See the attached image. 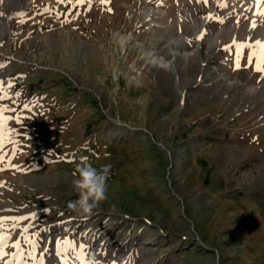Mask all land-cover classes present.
<instances>
[{
	"label": "rangeland",
	"instance_id": "rangeland-1",
	"mask_svg": "<svg viewBox=\"0 0 264 264\" xmlns=\"http://www.w3.org/2000/svg\"><path fill=\"white\" fill-rule=\"evenodd\" d=\"M249 1L215 19L210 0H0V264H264V72L235 46L264 42ZM21 11L26 30L8 22ZM85 158L111 165L90 215L67 208Z\"/></svg>",
	"mask_w": 264,
	"mask_h": 264
},
{
	"label": "clouds",
	"instance_id": "clouds-1",
	"mask_svg": "<svg viewBox=\"0 0 264 264\" xmlns=\"http://www.w3.org/2000/svg\"><path fill=\"white\" fill-rule=\"evenodd\" d=\"M111 165L94 167L85 158L77 167L73 180L76 199L67 203V208L81 215H90L94 208L107 198V181ZM86 264H100L94 255H89Z\"/></svg>",
	"mask_w": 264,
	"mask_h": 264
},
{
	"label": "snow or ice",
	"instance_id": "snow-or-ice-1",
	"mask_svg": "<svg viewBox=\"0 0 264 264\" xmlns=\"http://www.w3.org/2000/svg\"><path fill=\"white\" fill-rule=\"evenodd\" d=\"M84 0H77V3H83ZM103 2V0H102ZM205 3H207V0H205ZM258 4L261 5L260 6V10L258 11V15H262L264 16V0H258ZM223 6V5H222ZM20 15H23L22 13ZM253 26H255V22H253ZM235 44V42H234ZM238 48H253L255 47L256 49L259 50V52H253L252 55H250L248 57L249 61L252 62L253 58L255 57V68L258 72H264V42H260V41H256L255 45H251V44H237L235 45ZM239 55L237 56V60H236V67L239 68L240 67V63H239ZM0 67H3V65H0ZM9 87H11V84H9ZM0 93H3V95H0V100L2 99H7V92L4 89V87L2 86V82H0ZM12 111V109L8 108V107H4V106H0V149L3 148L4 143H5V138L7 136L10 135V130L7 128V122L9 119H11V117L5 116L4 114L6 112ZM17 119H19V117H17ZM15 151V149L13 150ZM4 159V157L2 155H0V162H2ZM22 219H28V217H19V218H13L12 219V223L13 226H15L19 220ZM7 222L6 218H0V227H2L5 223ZM25 232H27V229H24ZM9 237L7 235H0V256H3L4 253L2 251L4 245V241H6ZM14 247L19 248L20 245L17 243L16 245H14ZM33 247H35V245H33ZM56 247L58 249V251H64L66 249H73L75 250V246L71 241H57L56 242ZM19 255V253L17 254ZM31 255V254H30ZM83 256V250L81 247V250L77 253V259H82ZM37 264H43V259H40Z\"/></svg>",
	"mask_w": 264,
	"mask_h": 264
},
{
	"label": "bare ground",
	"instance_id": "bare-ground-1",
	"mask_svg": "<svg viewBox=\"0 0 264 264\" xmlns=\"http://www.w3.org/2000/svg\"><path fill=\"white\" fill-rule=\"evenodd\" d=\"M235 1L236 0H230V6H232L231 8H233V4L235 3ZM229 3V2H228ZM250 1L249 0H246V5L247 6H250ZM246 5L245 6H242L240 9L241 10H243V9H245V10H247L248 9V7H246ZM254 5V4H253ZM238 6V5H237ZM259 6H261V5H259ZM258 6V7H259ZM252 7V6H251ZM238 8V7H237ZM155 9H159L160 10V12H164V9H163V7H161V6H152L151 7V12H154V10ZM181 11L182 12H185V13H187L188 11H187V9H183V8H181ZM210 11H212V12H214V18L215 19H219V18H221L222 16H223V13L221 12V5H220V0H210ZM236 11V10H235ZM233 12V11H232ZM240 12V11H239ZM250 12V11H249ZM252 12V11H251ZM191 13H192V10H191ZM242 13H244L243 11H241V15H242ZM245 13H246V11H245ZM254 13V12H253ZM252 13V17H255V19L252 21V24L250 23V22H248L246 25H247V27L249 28V27H253V29H252V31H253V33L255 34V35H257L258 37H260V38H262L263 40H264V19H263V17L262 16H260V15H258V16H254V14ZM234 16V15H233ZM251 16V15H250ZM193 17H194V24H195V27H197V29L195 30V34L196 35H200L203 31H204V29H205V27H206V20L202 17L201 19H197L196 17H195V15H193ZM226 17V16H225ZM248 17V16H247ZM232 19V18H231ZM250 18H248V20H249ZM250 21H251V19H250ZM253 22H255V26H253ZM225 25V24H224ZM227 25H229V24H227ZM233 27V26H232ZM246 27V26H245ZM228 29V28H227ZM231 29H234V28H231ZM230 29V30H231ZM247 30V29H246ZM249 30V29H248ZM229 31V30H228ZM179 43H181L180 41H178ZM178 45V44H177ZM181 45V44H180ZM182 46V45H181ZM181 46H178V48L179 47H181ZM173 47V46H172ZM175 49V48H174ZM181 54V52H180V50H173L172 51V58L170 59V60H162V59H160L159 57V61H160V65H162V66H164L165 68L166 67H174V68H176V66H175V63L173 62V59H176V58H178V56ZM157 58V57H156ZM264 84V83H263ZM254 86V85H253ZM256 86V85H255ZM190 87V86H189ZM257 87V86H256ZM190 93H192V90H191V88H188V90L185 92V95L186 94H190ZM172 154V153H171ZM171 156V155H170ZM190 156H194V154L193 153H190ZM172 159H173V162L175 163V164H179V167H177V169H176V171L173 173V175L175 174H179V173H181V171H182V169H181V167H182V165H183V160H182V158H181V156H179L178 155V153L176 152V153H173V155H172ZM28 164H25V166H27ZM260 170V169H259ZM259 174V173H258ZM260 174H262V175H264V170H260ZM262 182V181H261ZM256 207V206H255ZM258 207V206H257ZM151 240H149V239H147L146 240V243H148V242H150ZM205 246H207V243L205 244V243H203ZM147 248H149V247H146L145 245L144 246H142V249H144V250H146ZM151 251H153V250H151Z\"/></svg>",
	"mask_w": 264,
	"mask_h": 264
},
{
	"label": "crops",
	"instance_id": "crops-1",
	"mask_svg": "<svg viewBox=\"0 0 264 264\" xmlns=\"http://www.w3.org/2000/svg\"><path fill=\"white\" fill-rule=\"evenodd\" d=\"M24 9L25 8H23V11H24ZM34 10V9H33ZM23 11H21L19 14L18 13H10L9 14V20H8V22H9V25H10V27H12V28H14V29H19V30H26L27 28V26L29 25V23L31 22H36V21H33L34 19H32V21H30V19H29V17H27V14L26 13H23ZM28 12H29V10H28ZM27 12V13H28ZM34 12H38L37 10L36 11H34ZM23 14V15H20V14ZM20 16L19 18H17V16ZM25 16V17H24ZM69 22H71V20L69 21ZM56 22L55 21H52L51 22V24H55ZM32 24H35V23H32ZM74 24V23H73ZM61 30L63 31V32H66V34H67V31L71 34V32L69 31V30H64L63 28H61ZM68 35V36H67ZM65 37H68V40H65L64 41V44H70L69 46H73V44L74 43H71L69 40V38H70V35L69 34H67ZM54 43V42H53ZM51 44L50 45V47H52V46H55L56 44ZM71 47H69V48H71ZM70 53H72V52H70ZM49 78V77H48ZM203 125H204V123L203 122H201L200 124H199V126H200V128H202L203 127ZM253 127H254V125H253ZM255 128V127H254ZM199 133V132H198ZM201 137L203 138L204 136H202V135H204V132H201ZM207 138V137H206Z\"/></svg>",
	"mask_w": 264,
	"mask_h": 264
},
{
	"label": "water",
	"instance_id": "water-1",
	"mask_svg": "<svg viewBox=\"0 0 264 264\" xmlns=\"http://www.w3.org/2000/svg\"><path fill=\"white\" fill-rule=\"evenodd\" d=\"M17 81L20 83V82H22V77H19L18 79H17Z\"/></svg>",
	"mask_w": 264,
	"mask_h": 264
}]
</instances>
